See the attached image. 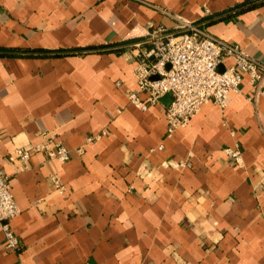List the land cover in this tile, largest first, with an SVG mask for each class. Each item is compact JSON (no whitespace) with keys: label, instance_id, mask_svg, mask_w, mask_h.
Masks as SVG:
<instances>
[{"label":"crops","instance_id":"crops-1","mask_svg":"<svg viewBox=\"0 0 264 264\" xmlns=\"http://www.w3.org/2000/svg\"><path fill=\"white\" fill-rule=\"evenodd\" d=\"M179 21L264 64V0H0V171L20 210L0 264H264V79L169 138L166 96L128 101L151 34ZM45 139L69 160L32 151Z\"/></svg>","mask_w":264,"mask_h":264},{"label":"built area","instance_id":"built-area-1","mask_svg":"<svg viewBox=\"0 0 264 264\" xmlns=\"http://www.w3.org/2000/svg\"><path fill=\"white\" fill-rule=\"evenodd\" d=\"M151 40L152 48L137 57L132 69L138 92L130 93L128 101L135 108L146 111L160 104L164 96H169L170 102L164 108L168 138L178 128L187 126L203 105L213 103L224 109L229 94L240 92L244 75L248 76L251 85L258 86L264 79V64L248 56L237 45L207 34L192 22L181 21L172 32L158 28L151 34ZM225 58H232L234 63L220 70ZM259 94L263 95L264 90ZM102 135L105 132L86 141L98 140ZM32 151L44 152L49 160L59 163L69 160V150L51 139H45ZM30 153L17 148L11 159L25 164ZM224 153L233 164L242 165L237 147L227 148ZM177 167H190V163L179 161ZM50 179L57 192L62 194L63 187L58 178L53 175ZM19 213L9 177L0 171V232L6 250L17 251L20 248L19 239L11 228V221Z\"/></svg>","mask_w":264,"mask_h":264},{"label":"water","instance_id":"water-1","mask_svg":"<svg viewBox=\"0 0 264 264\" xmlns=\"http://www.w3.org/2000/svg\"><path fill=\"white\" fill-rule=\"evenodd\" d=\"M167 68H168V67H167ZM161 101H164L165 104L168 105L169 102H170V98H169V96H166V97H164Z\"/></svg>","mask_w":264,"mask_h":264}]
</instances>
